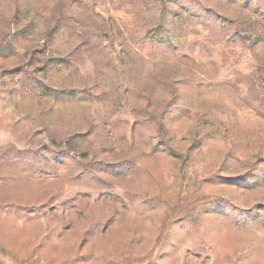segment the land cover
Listing matches in <instances>:
<instances>
[{
	"label": "rangeland",
	"instance_id": "1",
	"mask_svg": "<svg viewBox=\"0 0 264 264\" xmlns=\"http://www.w3.org/2000/svg\"><path fill=\"white\" fill-rule=\"evenodd\" d=\"M0 264H264V0H0Z\"/></svg>",
	"mask_w": 264,
	"mask_h": 264
}]
</instances>
